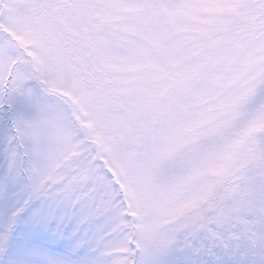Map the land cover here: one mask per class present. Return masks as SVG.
<instances>
[{"label": "snow or ice", "instance_id": "6c2138e0", "mask_svg": "<svg viewBox=\"0 0 264 264\" xmlns=\"http://www.w3.org/2000/svg\"><path fill=\"white\" fill-rule=\"evenodd\" d=\"M0 264H264V0H0Z\"/></svg>", "mask_w": 264, "mask_h": 264}]
</instances>
